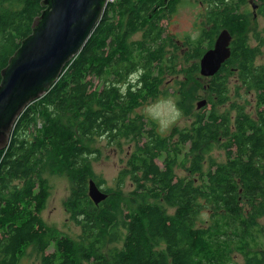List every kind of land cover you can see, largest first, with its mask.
Here are the masks:
<instances>
[{
    "label": "trees",
    "instance_id": "16d2710c",
    "mask_svg": "<svg viewBox=\"0 0 264 264\" xmlns=\"http://www.w3.org/2000/svg\"><path fill=\"white\" fill-rule=\"evenodd\" d=\"M183 1L115 0L58 81L18 118L8 147L0 150V264H20L32 254L40 255L39 264H227L229 250L218 245L221 237H231L230 252L242 253V229L255 224L257 206L245 219L237 200L264 195L258 192L264 176L256 167L254 134L241 135L249 151L245 159L219 164L212 174L211 159L203 169L212 146L211 111L196 113L180 141H171L176 126L165 137L152 133L153 120L130 118L134 109L160 96L166 74H176L177 47L164 58L165 47L174 43L156 23L175 14ZM40 11L39 0H0V71ZM136 33L142 40L128 44ZM186 39L184 62L195 64L182 69L185 80L172 91L184 117L199 98L196 61L211 48V29ZM253 58V51L240 44L230 62H238L249 88L261 90L258 100L264 104V65L255 71ZM139 67L142 84L134 93L129 76ZM204 90L211 105V78ZM244 120L254 126V119ZM104 136L145 141L127 156L116 185L106 188L107 199L96 205L87 187L89 180L104 182L92 167L98 159L95 138ZM176 168L189 177L177 178ZM51 174L68 180L71 193L63 207L80 228L76 239L47 227L40 216L50 196ZM127 181L133 187L124 192Z\"/></svg>",
    "mask_w": 264,
    "mask_h": 264
},
{
    "label": "flooded vegetation",
    "instance_id": "af4514ba",
    "mask_svg": "<svg viewBox=\"0 0 264 264\" xmlns=\"http://www.w3.org/2000/svg\"><path fill=\"white\" fill-rule=\"evenodd\" d=\"M196 4L201 8V13L198 16V21L195 24V28L198 31H209L211 29V50L215 48L219 36L226 32L230 35L229 38V57L220 65L219 70L211 75V132L215 133L213 139L211 138V153H219L222 150L226 163L231 160L245 159L249 151H247V143L241 139V135L245 133L246 137L254 134L256 140L257 150L254 155L257 162L256 167L260 176H264V122L261 120L264 118V104L258 99L256 105L252 106V109H256V114L251 117V113L248 114L243 102L244 94L239 89L233 88L230 84L234 80L233 86L240 85L246 88L249 92L255 89L249 88L248 79H244L245 75H242L238 62H230L233 54V48L238 47L240 44L249 48L254 53L252 62V68L255 71H260L256 66V60L260 56L261 49H264V0H196ZM183 3L176 6L175 14ZM211 13V22L206 19ZM175 14L167 15L159 23L155 22L159 30L163 32L170 30L171 27H166L168 22L174 18ZM164 23V24H163ZM263 23V24H262ZM262 24V27H261ZM235 30L234 33L232 31ZM251 33V35H250ZM263 35V36H262ZM250 41L255 44L251 46ZM168 47V46H167ZM173 48V46L168 47ZM237 58V57H236ZM233 64V66L231 65ZM248 64V63H247ZM264 65V64H263ZM133 71L129 76L130 83L135 89L133 92H137L141 87V79L139 80L140 70ZM247 76V75H246ZM239 81V82H238ZM254 83V82H253ZM252 83V85H253ZM103 88V85L101 86ZM217 89L222 90V95L216 93ZM161 91V88H160ZM167 93V87L164 89ZM261 93V90H257V97ZM206 97V96H205ZM200 98H197L198 101ZM241 100V102H239ZM229 103V104H227ZM221 108H224L222 112ZM233 108V109H232ZM254 112V111H252ZM245 116L253 122V127H248L249 123L244 120ZM236 122V123H235ZM263 126V127H262ZM171 127L170 129H172ZM257 128V129H256ZM262 130V131H261ZM174 134V138L171 141H180L183 129L178 128ZM263 132V133H262ZM152 133L161 134L157 126L153 128ZM262 133V134H261ZM180 134V135H179ZM144 134H142L143 136ZM171 135L168 131L162 136ZM226 139L225 143L223 140ZM143 141L145 139L143 138ZM218 141V142H217ZM251 151V149H250ZM252 152V151H251ZM249 155V154H248ZM259 158V159H258ZM211 173L217 169V163L211 158ZM222 164V163H220ZM263 173V174H262ZM241 192V189L239 190ZM264 192V182H260L259 191ZM264 195L259 197V200L251 201V199L238 198L237 203L241 210V214L245 219L249 218V214L253 213V207L257 206V217L255 224L244 225L243 234L241 237V256L244 258V264H264ZM247 205V207H245ZM221 236L223 233H217ZM222 241L218 245L223 246L229 250V255L226 258L227 264H233L232 255L235 251L230 252L234 247L231 237H221Z\"/></svg>",
    "mask_w": 264,
    "mask_h": 264
},
{
    "label": "water",
    "instance_id": "95a60500",
    "mask_svg": "<svg viewBox=\"0 0 264 264\" xmlns=\"http://www.w3.org/2000/svg\"><path fill=\"white\" fill-rule=\"evenodd\" d=\"M41 11L0 71V150L7 148L17 119L58 81L64 67L92 36L105 10L106 0H39ZM229 38L222 33L213 50L199 60V74L210 78L229 57ZM205 88V86H204ZM207 104L197 102L199 110ZM87 195L98 205L107 197L93 180Z\"/></svg>",
    "mask_w": 264,
    "mask_h": 264
},
{
    "label": "rangeland",
    "instance_id": "374dc122",
    "mask_svg": "<svg viewBox=\"0 0 264 264\" xmlns=\"http://www.w3.org/2000/svg\"><path fill=\"white\" fill-rule=\"evenodd\" d=\"M200 13H201V8L196 4V0H188V1L185 0L183 1V5L180 6V8L178 9L177 14L174 15V18H172L166 25V27L169 26L171 27V29L165 30L163 35H165L166 37H170L174 44H173V48H168L167 46L165 47L167 54L164 55V58H170L174 47H177L176 52L181 62L172 65V70L175 71L176 74L165 75L166 80L163 82L161 91H163L167 87L168 94H166L165 96H159L157 99L142 104L140 107L134 109L133 112L130 114L131 119H138L137 121L140 122L141 119L140 116H141L143 121H146L147 119L153 120L156 123L157 128L159 130L157 121L153 119L149 115V113L159 117L162 120L167 117L169 112V107L165 104V101L169 98L176 100L172 91L173 89L174 90L178 89V87L180 88L182 82L185 80V73L182 72V69L183 68L187 69L192 64H195L193 63L194 61H190L188 63L184 62L185 58L183 57V54L187 50L186 46H184V41L187 40L186 38L194 39L198 37V32L200 31H198L195 28V24L198 21V16ZM117 20L118 18L115 17L112 18L111 21L116 22ZM131 40L132 41L142 40L141 33H136L134 35H131L130 38L126 40V42L129 44L131 43ZM249 44L251 46H254L255 43L253 41H250ZM203 46H205V44ZM196 63H198L197 81L199 82V89L197 90V96L199 98H205L204 86H206L209 79L200 77L199 61L198 62L196 61ZM258 64H260V66L264 64L263 48L261 49L260 56L256 60V66ZM234 82L235 81L233 80L230 85L233 88L237 87L239 91L242 92V94H244L245 99H243L242 103L244 104L247 112L250 111L248 114L251 113L250 116L254 117L257 108L252 109V106L257 104L256 101L258 97L256 92L254 91L249 92L246 88L240 85L233 86ZM97 83L98 81L94 80V85H97ZM169 85L171 86L170 88ZM191 85H193V83H191ZM99 88L101 89V85L99 86ZM197 102L198 101L194 99V101H192V107L190 108L188 115L185 116V118L182 117L171 127L176 126L178 128H182L183 130L188 129L196 113L202 112L204 113L205 116H207L211 111V105L207 104L205 108L203 107L204 109L198 110L196 108ZM239 102H241V100ZM221 110L223 112L224 108H221ZM189 115H191L190 118L188 117ZM161 134L164 135L165 133H161ZM213 135H215V133L211 132V137H213ZM94 142H95L94 146L98 149L99 157L97 156L98 159L92 162V167L95 175L104 181L102 185L99 184L98 182H95V184L99 188V190L102 193L106 194L108 197V192L106 188H112L116 185L118 172L125 165L127 156L134 149H136L137 146H142L144 144V141L142 138L141 141L135 144L133 141L127 139H120L115 141H112L110 139L107 140L106 136H104V137H96ZM225 142L226 139H224L223 142L221 143H225ZM211 158H213L215 163L217 164L223 163L225 161L224 159L225 156L222 150H220L219 153L216 152L210 153L206 156V161L203 165L204 170L207 169ZM157 163L160 166H162V158H159L157 160ZM175 174L177 178L189 177L188 173L185 170L179 168L175 169ZM47 178L49 180L50 196L47 200L46 207L42 211L40 216L42 220L45 222L47 227H53L61 235H66L73 239H76V237L80 235V228L77 225H75V223H73V221L70 219L69 214L65 212L63 207V201L67 198L68 194H70V187L68 180L65 177L52 175V174L47 175ZM125 184L126 185L123 187L124 192H128L129 190L132 189L130 187H133V185L130 182L127 181ZM245 207H247V205H245ZM51 252H52V248H49L46 251V254H49ZM241 255L242 254L234 252V254L232 255L233 264H244V258ZM39 263H40V255L32 254L28 257V259L22 260L20 264H39Z\"/></svg>",
    "mask_w": 264,
    "mask_h": 264
},
{
    "label": "clouds",
    "instance_id": "9594fccd",
    "mask_svg": "<svg viewBox=\"0 0 264 264\" xmlns=\"http://www.w3.org/2000/svg\"><path fill=\"white\" fill-rule=\"evenodd\" d=\"M165 104L169 107V112L165 119L162 120L159 117L149 113V115L157 121L161 133H166L171 128V126L183 116V112L179 107H177V102L175 99L169 98L165 101Z\"/></svg>",
    "mask_w": 264,
    "mask_h": 264
},
{
    "label": "bare ground",
    "instance_id": "6f19581e",
    "mask_svg": "<svg viewBox=\"0 0 264 264\" xmlns=\"http://www.w3.org/2000/svg\"><path fill=\"white\" fill-rule=\"evenodd\" d=\"M198 64V63H197ZM232 66H233V64H231ZM240 71H241V69H240ZM239 82V81H238ZM254 101V100H253ZM258 104V103H257ZM233 109V108H232ZM22 115V114H21ZM20 115V116H21ZM18 120V119H17ZM236 123V122H235ZM145 126V125H144ZM14 127H15V125H14ZM263 127V126H262ZM14 129V128H13ZM257 129V128H256ZM148 130V129H147ZM177 130V129H176ZM262 131V130H261ZM174 132H176V131H174ZM176 133H178V132H176ZM263 133V132H262ZM261 133V134H262ZM11 135H12V133H11ZM180 135V134H179ZM216 136V135H215ZM10 138H11V136H10ZM212 138V137H211ZM176 139V138H175ZM213 139V138H212ZM10 142V141H9ZM171 146V145H170ZM99 157V156H98ZM259 159V158H258ZM2 163V162H1ZM263 174V173H262ZM71 193V192H70ZM33 252V251H32ZM39 253V252H38ZM29 257V256H28ZM21 263V262H20Z\"/></svg>",
    "mask_w": 264,
    "mask_h": 264
},
{
    "label": "built area",
    "instance_id": "2783aa9c",
    "mask_svg": "<svg viewBox=\"0 0 264 264\" xmlns=\"http://www.w3.org/2000/svg\"><path fill=\"white\" fill-rule=\"evenodd\" d=\"M114 1H115V0H106L107 7H108L110 4L114 3Z\"/></svg>",
    "mask_w": 264,
    "mask_h": 264
}]
</instances>
